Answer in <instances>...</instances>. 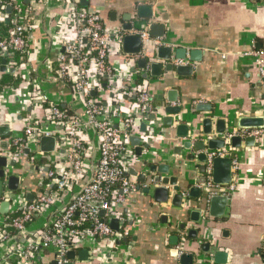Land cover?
Masks as SVG:
<instances>
[{
	"label": "crops",
	"instance_id": "obj_1",
	"mask_svg": "<svg viewBox=\"0 0 264 264\" xmlns=\"http://www.w3.org/2000/svg\"><path fill=\"white\" fill-rule=\"evenodd\" d=\"M21 3L32 10L35 29L28 37V55L23 62L19 58L13 64L0 60L3 150L9 140L21 136L25 118L44 117V109L31 103L34 84L47 102L63 110L81 113L83 106L82 99L73 97L69 84L54 73L56 58L62 52L56 19L69 7L66 0H21ZM141 4L153 7L151 22L163 28L162 37H150L148 32L151 41L143 51V57L147 50L154 53L149 62L159 69L152 70L149 62L146 68H138L133 61L127 63L123 53H113L108 63L118 77L126 74L123 83L127 89L144 85L150 97V113L139 121L140 135L132 137L138 143L130 141L133 154L156 170L167 166V175L160 176L174 180L178 190L167 186V203L156 202L146 189L149 180L159 173L156 170L150 173L148 167L142 169L137 164L132 166L126 176L135 182L137 190L117 205L124 223L113 218L115 224L110 225L120 239H86L72 251L73 260L67 256L69 264H264V129L256 130L261 132L258 137H247L242 136L245 131L237 128L241 118L264 117V78L255 59L245 56L250 51L263 53L264 60V0H80L77 6L97 14L105 27L120 30L124 17L133 16L134 9ZM140 27L143 30L137 28L147 31L148 23ZM159 47H170V60L158 58ZM178 53L182 60L176 59ZM168 63L173 69H166ZM21 65L23 68L17 70ZM177 65L192 67V71L179 73ZM92 97H97L111 111L118 107L107 89ZM170 97L176 102L169 104ZM133 101V96L124 97L120 113L130 111ZM168 107L181 110L168 113L165 111ZM208 118L211 123L207 129L211 134L204 136L203 122ZM218 120L223 122L224 135L216 133ZM142 123L146 125L145 132L141 131ZM233 136L240 139L238 147L230 141ZM208 138H225L224 151L236 162V169L232 165L231 183L223 186L227 194H217L227 197L223 215L217 217L209 215L207 201L216 194L206 188V171L201 170L206 163L198 159L207 150L183 147L189 140ZM91 144L90 159H93L96 143ZM62 153H50L49 158L58 161ZM8 163V173L19 179L14 193L23 188L30 190L33 198L37 196L35 187L39 179L29 173L27 163L14 162L13 166ZM139 175L145 178L141 180ZM83 184L81 180L79 185ZM191 188L198 191L194 197H189ZM178 193L182 196L175 200ZM196 218L198 221H193ZM48 220L49 217L35 219L27 227V236L44 229ZM190 231L197 233L190 235ZM10 254L11 248L0 246V264L16 258ZM32 264L57 262L49 250Z\"/></svg>",
	"mask_w": 264,
	"mask_h": 264
},
{
	"label": "built area",
	"instance_id": "obj_2",
	"mask_svg": "<svg viewBox=\"0 0 264 264\" xmlns=\"http://www.w3.org/2000/svg\"><path fill=\"white\" fill-rule=\"evenodd\" d=\"M79 1L66 0L69 7L56 19L62 52L56 58L54 73L69 84L75 99L83 100L82 112H69L47 102L36 85L30 93L31 103L44 109V117L25 118L21 136L9 140L4 150L0 146V157L7 162L3 168L5 176L0 179L3 186L0 205L9 204L7 214H0V244L13 246L10 255L16 257L2 264H32L49 250L57 264H69L68 252L86 239H120L110 221L118 218L124 223V215L117 211V205L137 190L135 182L126 176L132 166L140 164L132 152L130 139L140 135L139 121L150 113V97L144 85L127 89L123 83L126 74L118 77L108 63L113 53H122L120 30L102 25L97 14L77 6ZM8 7L12 9L11 15L6 12ZM6 20L10 28L5 37H0V58L18 56L23 62L28 55V37L35 29L32 10L24 7L21 0H0V27ZM134 32L141 37L144 51L151 41L148 32ZM245 56L255 59L264 78L263 53L250 51ZM123 57L127 63L136 59ZM23 65L17 66V70ZM104 89L112 92L118 106L113 111L103 107L97 97H92ZM130 96L134 98L130 111L120 113L122 99ZM260 134L251 130L243 132L242 136ZM43 137L55 139V153L63 151L58 161L40 151ZM92 142L96 143V155L90 159ZM207 156L206 188L213 189L216 195L227 194L226 188L212 184L211 161L215 157H229L228 153L216 150L208 152ZM8 161L27 163L29 173L38 177L35 187L38 195L31 202L26 200L30 190L21 188L17 194L7 190ZM232 165L233 170L236 169L234 160ZM81 180H84L82 186L79 185ZM38 217H49L47 226L27 236V227Z\"/></svg>",
	"mask_w": 264,
	"mask_h": 264
},
{
	"label": "water",
	"instance_id": "obj_3",
	"mask_svg": "<svg viewBox=\"0 0 264 264\" xmlns=\"http://www.w3.org/2000/svg\"><path fill=\"white\" fill-rule=\"evenodd\" d=\"M6 12L11 15L12 9L11 7H8ZM133 16L131 14L127 15V17H124V24L120 28V32L122 34V41H121V50L122 53L130 58H136L135 63H137L138 68H146L148 65V62L150 58L154 57V53L151 54L149 53V50L146 51V55L141 57L143 53V42L141 37L136 34L134 31L136 28H141L142 23H148V29L147 32H149L150 37H162L163 36V28L158 27L156 24H153L151 21L153 20V7L151 5H137V7L134 9L132 12ZM9 20H6V23H8ZM137 28V31H141ZM154 31H157V33L154 34ZM159 31V32H158ZM170 47H159L156 50V55L158 58H161L163 60H170ZM177 60H182L183 57L181 54L176 55ZM194 60V59H192ZM150 63V62H149ZM4 64V62H3ZM149 67L152 70H158L159 66L155 65L153 63L149 64ZM176 71L179 73H184V74H190L192 71V67L189 66H183V65H177L175 66ZM166 69H173V65L171 63H168L166 66ZM4 70V69H2ZM132 72H134V69H132ZM157 74V73H156ZM92 96H95L92 94ZM176 101L173 98L168 99V103H175ZM180 108L178 107H168L165 109L166 112L168 113H178L180 112ZM155 117L152 116L151 120H154ZM170 121H168L169 124ZM211 121L210 119H206L203 122L204 125V130L203 135L204 136H209L211 134V130L207 129L208 125H210ZM217 128H216V133L218 135H224L225 134V128H223V122L221 120L217 121ZM237 128L239 130L243 131H251V130H262L264 129V117H244L239 119L237 122ZM5 130V129H4ZM146 130V125L145 123H142L141 131L145 132ZM1 130L0 132H2ZM196 134V133H194ZM253 139L248 138V141H252ZM130 141H134V143H138V139L131 138ZM231 143H237L236 145H233L234 147H238L240 143V139L238 137H231L230 138ZM55 146H56V141L53 137H43L40 140V151L45 154H50L55 151ZM148 146H146L147 149ZM183 147L185 149H191L192 147L197 150V151H205V153L201 154L198 159L202 161L203 163L207 162V154L210 151H216V150H224L226 148V139L221 138V139H207L206 141H197V142H192V141H187L186 143L183 144ZM140 150V149H139ZM140 152V151H139ZM140 153L138 157H140ZM15 163L11 162V165L13 166ZM6 165V160L3 157H0V179H2L5 176V173L3 171V168ZM142 169L149 168L150 173L155 172V167L148 165V161L145 159H142V162L139 164ZM11 166V167H12ZM202 172H205V166L201 167ZM159 175L153 176L149 180L148 187L146 189V192H150L152 197L155 199L156 202L159 203H167V200L169 198V190L166 188L167 186H173V191H177L178 187H174V180L167 179V178H161L160 174L167 175L168 173V168L167 166H160L156 170ZM141 176L140 179L143 180L145 178L144 175H139ZM231 178H232V160L229 157H215L211 161V179H212V184L215 186H227L231 183ZM18 182L19 179L17 176L10 174L7 177V190L11 192L17 191L18 188ZM2 180H0V196L2 192ZM197 190L194 188L190 189V195L189 197H194L197 194ZM181 193H178L174 195V199L178 200L181 198ZM27 201H32L33 200V195L28 194L26 197ZM208 207H209V215L210 217H217V215H223L222 210L226 208L227 206V197L225 196H219V195H214L211 196L208 201ZM8 203L3 202L0 205V214H7L8 211ZM100 216H104V213L101 212ZM193 221L197 222L198 219L196 218ZM115 224V222L111 221V224ZM196 231H190V235L196 234ZM11 249H13V246H11ZM85 253V252H84ZM83 254V253H82ZM220 255V253H218ZM68 258L70 260H73L75 257V254L70 251L67 254ZM223 256V255H222Z\"/></svg>",
	"mask_w": 264,
	"mask_h": 264
},
{
	"label": "trees",
	"instance_id": "obj_4",
	"mask_svg": "<svg viewBox=\"0 0 264 264\" xmlns=\"http://www.w3.org/2000/svg\"><path fill=\"white\" fill-rule=\"evenodd\" d=\"M0 37H5L6 36V31L10 28V24H6L5 22H3L1 24V27H0ZM19 57L18 56H14L12 58H0V60H4L5 62H9V61H12V60H17ZM15 234V233H13ZM48 252V251H46Z\"/></svg>",
	"mask_w": 264,
	"mask_h": 264
},
{
	"label": "rangeland",
	"instance_id": "obj_5",
	"mask_svg": "<svg viewBox=\"0 0 264 264\" xmlns=\"http://www.w3.org/2000/svg\"><path fill=\"white\" fill-rule=\"evenodd\" d=\"M37 85V84H36ZM35 84H34V87L36 86ZM48 157H51V155H49ZM0 246H2L3 247V244H0Z\"/></svg>",
	"mask_w": 264,
	"mask_h": 264
}]
</instances>
